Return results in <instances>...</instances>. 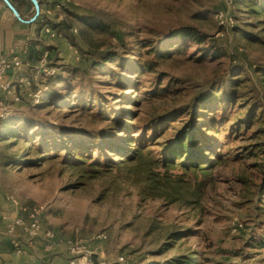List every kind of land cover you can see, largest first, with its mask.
<instances>
[{"label": "rangeland", "instance_id": "1", "mask_svg": "<svg viewBox=\"0 0 264 264\" xmlns=\"http://www.w3.org/2000/svg\"><path fill=\"white\" fill-rule=\"evenodd\" d=\"M51 1L52 18L73 23L77 45L51 28L44 50L27 68V89L23 84L16 90L22 101L0 104V183L19 202L14 214L20 205H43L44 225L57 237L79 230L95 257L113 264H173L182 254L221 264H264V155L249 152L264 127V9L255 13L249 4L264 7V0ZM220 11L233 24H221ZM92 22L104 25L91 28ZM182 25L207 33V44L175 39L162 44L164 52H173L158 59L154 71L132 73L122 66L149 57L148 41ZM110 53L123 61L102 59ZM44 67L54 71L51 77ZM211 88L245 94L241 102L201 109L221 121L213 131L220 141L208 152L215 160L197 177L185 174L172 198L146 195L139 180L143 165L130 157L138 149L157 156L160 146L152 130L143 138L108 128L111 112L143 116ZM38 89L44 96L34 103L31 94ZM247 103H254L253 118L235 130L231 123L244 118ZM176 123L165 128L171 131ZM131 135L137 138L133 145L120 141ZM102 137L122 148L104 155L102 147L95 150L102 161L94 165L89 152ZM77 138L85 139L83 153L70 142ZM236 221L243 226L235 229ZM101 231L107 238L93 241Z\"/></svg>", "mask_w": 264, "mask_h": 264}, {"label": "trees", "instance_id": "2", "mask_svg": "<svg viewBox=\"0 0 264 264\" xmlns=\"http://www.w3.org/2000/svg\"><path fill=\"white\" fill-rule=\"evenodd\" d=\"M38 1L41 7L42 1ZM31 3L33 4L32 1ZM249 6L255 13H258L260 10L264 9L259 1L251 2ZM77 18L82 22L87 20L86 17L82 15H77ZM36 19L40 26H49L50 28L54 29L59 36H63L67 38L72 44L77 45L76 35L73 32V23H68L64 20L55 21L53 18L44 15L42 9ZM87 22L88 21H86V23ZM89 24V26H92L91 28L97 29L102 28L104 25L100 22H92ZM86 28L87 24L81 26L80 34L84 35ZM208 38L209 35L199 30L196 26L182 25L169 30L166 33L164 39L159 38L148 41L149 44L147 46L151 47L145 51V54H148L149 57L144 59L140 58L132 62H125L122 63V66L125 68V70H128L132 73H136L141 70L154 71L158 65V59L164 58L173 52V50L170 49L164 52V47L162 45L163 43L166 44L175 39H187L202 45L207 44ZM210 52L218 54V51H215L214 48H212ZM114 57H118L121 62L123 61L118 53L106 54L102 57V59L108 61ZM101 64L102 61H94L93 63L94 66H100ZM51 76L52 75H49V77ZM244 97L245 94L242 95L240 91H237V88H233L228 92H223L220 90L216 91L215 89L211 88L205 93L195 94L192 99L187 102L173 104L162 111L147 113L143 116L128 109L112 111L111 116L109 117L110 121L108 128H112L113 130L120 129L127 134L137 132L140 133L143 138H145L148 132L152 130V139L155 144L160 146L159 155H149L143 152L141 149H138L133 153V155H131L130 159L143 165L145 175L142 177V179H139L142 183L141 190L143 193L150 197L172 198L174 191L177 190V185L187 180V178L184 177L185 174H187V176L197 177L201 173L205 172L206 164H210L215 160L208 152H213L214 146L220 141L214 137L213 131L214 129L218 128L219 124H221V121H219L216 116L208 118L207 116L209 114L202 113L201 109L208 108L207 106L215 102L233 103L236 100L237 102H241ZM244 108H247V113H245L244 118L242 119L241 117H237L235 122L231 123L232 127L234 125L235 130H238V127L241 124L246 127L247 122L253 118V114L255 112L254 103H252L251 107L247 103ZM259 109L261 112H263L264 106L260 105ZM202 118L207 119L202 120ZM263 120L264 119L261 116L259 121L262 125H264ZM175 121L177 122L176 126H173L171 131H168V128H165V125ZM257 134L260 141L251 145L249 152H259L264 155V127L259 129ZM60 136L65 138L63 135ZM134 136L135 135L121 137L123 140L120 141H127L128 145H133L137 139ZM46 142H49V139ZM46 142L44 144H46ZM70 142L72 144H77L74 146H77L78 152L80 153L85 152V150L88 148L84 143V138H77L71 140ZM101 147L103 148L101 154L104 155L106 152L110 153L111 151H116L117 149L122 148V145L115 146L113 142H104V138L102 137L100 142L93 145V150L89 152V155L91 156V162L94 165H98V163L102 161L101 156L94 153L95 150H99ZM40 148H42V146H39V149ZM66 148H68L67 151L72 150V147ZM103 170L99 169L96 172ZM176 171H179V173H175ZM180 234L182 233H176V236H180ZM173 264L221 263L212 262L208 257L197 259L195 255L182 254L175 258ZM240 264L247 263L243 262Z\"/></svg>", "mask_w": 264, "mask_h": 264}, {"label": "crops", "instance_id": "3", "mask_svg": "<svg viewBox=\"0 0 264 264\" xmlns=\"http://www.w3.org/2000/svg\"><path fill=\"white\" fill-rule=\"evenodd\" d=\"M10 1L18 10L22 19L13 13L5 0H0V60L5 57L19 56L23 57L27 61V64L18 71L10 70L1 76L0 84L10 81L16 84V90L20 92V87L23 84L25 85L24 88H27L26 83H17L18 79L19 77L29 78L31 76L27 68L33 65L36 58L44 50V43L47 42L48 37L45 32L47 25L40 26L37 19L30 21L35 11L34 4L31 1ZM41 1L43 14L52 18V1ZM5 95L7 93L0 89V98ZM8 100L9 102H13L11 94L8 95ZM9 102L7 101L5 103L9 104ZM3 110L0 107V111ZM1 186L0 183V212L14 215L18 211V206L9 198L14 195L6 196ZM61 239V237L52 239L50 241L51 249H48L46 242L43 240H31L24 235L14 237L6 232L5 220L0 215V264H64L66 247Z\"/></svg>", "mask_w": 264, "mask_h": 264}, {"label": "built area", "instance_id": "4", "mask_svg": "<svg viewBox=\"0 0 264 264\" xmlns=\"http://www.w3.org/2000/svg\"><path fill=\"white\" fill-rule=\"evenodd\" d=\"M219 21L221 24H233L232 18H228L224 11L218 13ZM45 32L52 34V30L49 26H46ZM27 64V61L23 57H5L0 60V77L8 73L10 70L18 71L22 69ZM44 74L51 75L54 71L48 67H44ZM19 84L30 83L29 79L25 77H19ZM1 91H5L7 95L0 98V104H3L8 99V95H12L13 101L15 103L22 101V96L16 93V84L7 81L0 84ZM34 103H39L42 101L44 93L41 89H38L31 94ZM16 205H19L18 200L14 196L9 197ZM19 213L14 215L9 213H1L0 215L5 220V230L9 235L18 237L24 235L31 240H43L46 242L48 249H51V240L57 238V235L51 227H47L43 222V215L45 207L43 205H35L32 207H22ZM243 226L240 221L235 222V229H239ZM107 238L104 231L95 233L91 236V239L95 242L103 241ZM66 247V258L64 264H113L111 262L100 260L95 257L96 252L87 248L85 245V239L76 230L75 234L72 236H67L61 239ZM19 245V244H18ZM124 260L123 256L119 257V261Z\"/></svg>", "mask_w": 264, "mask_h": 264}, {"label": "water", "instance_id": "5", "mask_svg": "<svg viewBox=\"0 0 264 264\" xmlns=\"http://www.w3.org/2000/svg\"><path fill=\"white\" fill-rule=\"evenodd\" d=\"M34 4L35 7V14L34 16L30 19V21L35 20L38 15L40 14L41 11V7H40V3L38 0H31ZM5 2L9 5V7L12 9L13 13L20 19H22V17L20 16L18 10L14 7V5L12 4V2L10 0H5Z\"/></svg>", "mask_w": 264, "mask_h": 264}]
</instances>
